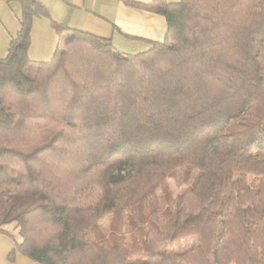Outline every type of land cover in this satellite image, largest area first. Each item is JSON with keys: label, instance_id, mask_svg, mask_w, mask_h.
<instances>
[{"label": "trees", "instance_id": "1", "mask_svg": "<svg viewBox=\"0 0 264 264\" xmlns=\"http://www.w3.org/2000/svg\"><path fill=\"white\" fill-rule=\"evenodd\" d=\"M18 1L0 58V232L17 229L16 250L37 264H264V0H123L165 19L137 53ZM35 16L60 39L46 62L27 57Z\"/></svg>", "mask_w": 264, "mask_h": 264}, {"label": "crops", "instance_id": "2", "mask_svg": "<svg viewBox=\"0 0 264 264\" xmlns=\"http://www.w3.org/2000/svg\"><path fill=\"white\" fill-rule=\"evenodd\" d=\"M50 17L68 27L110 39L112 46L122 53L147 50L151 41L164 38V17L142 8L133 7L123 0H38ZM149 3L154 0H132ZM173 2L178 0H163ZM21 5L18 0H0V58L7 55L11 37L19 30ZM49 18L35 16L30 31L27 57L33 61H48L60 39L49 24ZM8 233L0 232V264H37L16 250L20 240L13 225L5 226Z\"/></svg>", "mask_w": 264, "mask_h": 264}, {"label": "rangeland", "instance_id": "3", "mask_svg": "<svg viewBox=\"0 0 264 264\" xmlns=\"http://www.w3.org/2000/svg\"><path fill=\"white\" fill-rule=\"evenodd\" d=\"M180 176V173L177 174V177ZM258 177L254 176V175H250L248 177V180H246V182H248L249 185H251L253 188L256 187L257 183H258ZM175 181L173 178H169L167 179V183L166 185V189L168 194L175 196L178 193L181 192L182 188H178L177 185H175ZM158 194L160 195V198L163 197V190L158 188L157 189ZM110 221V216L109 215H105L101 220H100V227L101 229L106 233L108 231V226L107 224H109ZM195 245V241L193 239H187V240H182V241H178L175 242L169 246H167V250L168 251H181L184 249H187L191 246L194 247Z\"/></svg>", "mask_w": 264, "mask_h": 264}]
</instances>
